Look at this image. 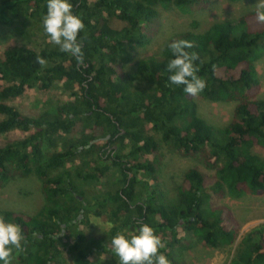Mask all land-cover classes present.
I'll return each instance as SVG.
<instances>
[{
  "label": "trees",
  "instance_id": "obj_1",
  "mask_svg": "<svg viewBox=\"0 0 264 264\" xmlns=\"http://www.w3.org/2000/svg\"><path fill=\"white\" fill-rule=\"evenodd\" d=\"M212 1L71 0L86 26L80 33L83 62L59 46L41 53L18 45L5 50L0 61V137L17 130L29 135L0 146V190L12 178L36 173L47 201L36 217L0 211L21 226L26 238L23 250H15V264H62L65 249L76 264H92L95 254L116 257L111 241L100 249L95 241L83 247L84 227L92 216L103 214L112 237L135 232L141 224L153 227L171 264H186L178 248L190 236L214 249L235 243L241 225L229 209L213 201L264 196V158L255 154L257 148L264 149V99L259 98L257 68L264 58V33L235 31L238 24L259 23L255 12L237 24L215 23L203 34L173 36L159 55L137 63L135 78L143 89L134 86L126 71L136 51L151 41L161 9L173 7L188 15ZM46 13L47 0H0V25L12 27L25 16L42 23ZM114 20L123 28H114ZM179 39L192 42L188 51L200 57L197 75L207 87L195 97L183 85L170 84L167 65L174 56L169 44ZM38 56L47 61L45 66L36 62ZM55 83L70 91L68 102L55 114L32 118L6 103L34 88L48 91ZM199 96L234 103L229 125L216 128L202 119ZM151 131L161 133L181 155L200 156L214 172L190 169L171 205L160 202L155 164L159 145ZM44 148L54 150L47 159ZM112 171L120 176V189L92 203L86 200L76 181L98 186ZM65 199L70 203L62 207ZM230 264H264V225L243 238Z\"/></svg>",
  "mask_w": 264,
  "mask_h": 264
},
{
  "label": "rangeland",
  "instance_id": "obj_2",
  "mask_svg": "<svg viewBox=\"0 0 264 264\" xmlns=\"http://www.w3.org/2000/svg\"><path fill=\"white\" fill-rule=\"evenodd\" d=\"M257 0H243L239 3H231L227 0H213L208 8L194 10L191 14L184 15L173 7L160 10L159 26L149 44L144 48H139L132 61L127 64L126 71L133 78V84L137 88L143 89V85L135 78L137 63L142 59H147L159 55L166 43L175 35L192 32L203 34L215 23L232 22L237 24L240 19L254 13V5ZM112 26L122 29L123 23L114 20ZM235 28L236 34L243 32L252 34L264 33V24H238ZM18 45L37 53L57 46L50 42L42 23L29 17L18 19L12 27L0 25V61L4 58V52L9 46ZM259 81L261 83L260 99H264V58L257 64ZM135 78V79H134ZM3 85V82H0ZM70 91L63 83H55L48 91L37 88L25 93L22 97L6 101L8 105L18 108L25 116L37 118L45 114H55L59 106L68 102ZM198 112L202 119L216 128H223L229 125L234 117V103H214L207 101L200 96L196 99ZM155 141L159 145L158 155L155 158L157 168L156 186L160 194V202L171 205L178 198V189L182 186L186 173L197 168L208 175L214 172L207 169L200 156H184L179 153L171 142H164L161 133L152 132ZM29 134L23 131H14L8 135L0 137V146L27 137ZM63 146L60 143L58 147ZM53 149L44 148V158H49L53 154ZM255 154L264 158V149L257 148ZM69 166V165H68ZM119 174L112 171L105 177L98 186L83 184L76 181V184L85 198L93 202L95 197H104L108 192L120 189L118 185ZM42 180L36 173L28 177H15L10 179L0 190V211H9L24 214L29 217H36L42 213V209L47 206V201L42 192ZM81 200H84L81 198ZM70 200L65 199L60 202L62 207L69 205ZM59 205V206H60ZM214 206L223 205L229 209L241 225L240 234L231 246L214 249L204 246L195 236H190L184 240L178 248V256L186 264H230L237 254L238 248L243 238L254 229L264 225V196H247L242 199H214ZM57 206V205H53ZM111 224L108 217H91V223L84 227L85 241L83 247L87 248L93 241L99 243L100 249L108 241H111ZM17 252L14 250L12 264L16 263ZM62 264H76L74 255L68 249L63 251ZM99 261L108 264H118V257L108 254L106 257L95 254L92 264Z\"/></svg>",
  "mask_w": 264,
  "mask_h": 264
},
{
  "label": "clouds",
  "instance_id": "obj_3",
  "mask_svg": "<svg viewBox=\"0 0 264 264\" xmlns=\"http://www.w3.org/2000/svg\"><path fill=\"white\" fill-rule=\"evenodd\" d=\"M73 8L71 0H47V13L42 18V26L50 42L59 46L62 52L70 53L78 62H83V40L80 33L86 26ZM254 12L256 20L264 24V0H257ZM193 47L192 42L184 39L171 42L169 48L174 58L169 61L167 71L171 73V85H183L184 91L195 97L204 91L207 83L197 75L199 67L196 61L200 57L195 51H188ZM36 62L42 67L47 63L39 56ZM24 243L26 238L21 226L0 215V261L12 264L14 250H23ZM165 246L162 238L148 224H141L132 233L119 232L111 239V248L118 257V264H171L161 252Z\"/></svg>",
  "mask_w": 264,
  "mask_h": 264
}]
</instances>
